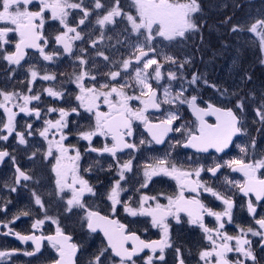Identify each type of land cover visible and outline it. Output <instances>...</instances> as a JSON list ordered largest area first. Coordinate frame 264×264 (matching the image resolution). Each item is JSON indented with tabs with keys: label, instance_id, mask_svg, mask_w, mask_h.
Returning a JSON list of instances; mask_svg holds the SVG:
<instances>
[{
	"label": "snow or ice",
	"instance_id": "6c2138e0",
	"mask_svg": "<svg viewBox=\"0 0 264 264\" xmlns=\"http://www.w3.org/2000/svg\"><path fill=\"white\" fill-rule=\"evenodd\" d=\"M33 0H0V58L7 61L9 65H20L25 59L26 50L36 49L45 61H52L59 53L48 54L45 47L49 43V37L44 34L46 16L50 13L52 21H58L63 31L54 36L55 44L63 46V52L73 53V42L82 40L81 32L78 31L80 25L85 24L91 12L83 7V0L80 3H70L69 0H38V10H31L30 5ZM105 5L101 0H94V9H103ZM131 7L135 15L131 12H124L120 0H113L112 6L102 16H98L95 23L103 29L106 25L116 23V18L126 19L130 29L125 28V32L135 34L137 39L143 35V42L133 43V51L129 58L122 59L114 66L115 71L105 73L106 83H98L97 76L90 75L86 70H82L75 75V83L79 89V94L75 95L78 102L76 107L65 109L63 107H49L46 113H58V119H47L44 121L43 130L39 135L47 141L45 159L54 158L51 171L55 176V188L57 195L70 192L71 196L66 200V211L71 212L73 208H79L84 211L83 220L86 221L87 228L91 232L99 230L106 239V244L99 249L97 254L89 264H105L109 260V251L113 258L111 264H136L139 254L145 249L150 250L153 255L144 259V264H156V261L165 260V249L172 247L170 224L172 219L176 223L181 222V214L187 216V222L190 225L198 226L204 239L208 242L207 247L199 252V260L203 264H247L249 260L256 264V255L252 249V241L248 239L249 234L253 237H260L261 247L264 248V216L256 219L257 208L253 203L252 197L257 202H264V157L256 160H245L233 158L217 162L214 166L205 168L203 164L196 167H184L171 160V153H166L162 157L149 158V162L142 165L143 183L137 200L129 197L127 201L123 200L122 193L128 189L121 186L125 181V173L130 172L133 167V159H128L124 163L115 160L118 171V179L111 185L107 193V200L110 201V213L101 214L100 211L93 210L84 203L86 194L96 195L94 187L89 181L80 175L81 153L74 145H66L68 139V117L72 113L79 114V109H83L91 114L92 123L87 130L77 133L80 139L88 141L91 144L93 137L102 136L111 140V146L105 143L101 149L90 148L92 152L109 153L116 157L118 152L125 149L138 150L135 142H130L134 136L133 125L135 122L143 124L149 139H141L139 145L145 144H163L171 132L181 133L184 136L183 147L195 149L197 152H208L214 149L217 153L224 152L232 142L233 137L245 131L242 127V121L237 116L233 108L217 107L213 103H207L206 107H200L197 103V95H191L189 98L184 96L187 91L183 86L174 95L170 91V86L163 89V99H160L158 89L154 88L152 81L157 85L164 79L162 72L163 64L156 59V50L153 47V41L156 37H162L172 41L177 38H185L188 33L199 32L202 25L194 19V14L200 12L201 5L199 0H131ZM69 9H80L83 13L75 27L68 23ZM229 17L224 23L230 22ZM241 25H233L232 32L244 31ZM247 31L255 34L259 40V48L264 53V19H257L251 23ZM9 33L17 36L12 52H8L5 45L9 43L7 37ZM104 33L101 31L99 37L103 40ZM111 39V37H110ZM127 39V38H126ZM93 47L97 41L93 40ZM119 43V41H118ZM85 51V50H81ZM151 53V58H150ZM97 55L102 56L104 60L109 57L103 52ZM81 65H86L88 61L83 57H77ZM165 62L175 64L176 61L171 56L164 57ZM264 64V59L260 61ZM191 63L186 60L178 65V70H183L185 64ZM31 84L37 78L44 81H55L56 76L45 74L40 76L35 67L28 69ZM118 78H120L118 80ZM168 80H177L175 71L167 72ZM90 79L92 86H86L84 81ZM123 82H120V81ZM203 80L205 85L220 91L216 84H209L207 79L203 78L202 73H193L191 79L187 81L190 85H196ZM241 80H251V76L245 73ZM33 89L29 87V94L25 95L19 92H8L0 90V109L6 114V121L0 120V140L7 141L15 133L18 143L27 144V136L32 135V125H26V133L16 130L17 112L13 109L19 108L21 113L29 115L34 114L37 118L41 117V109L30 108L32 101H40V95H32ZM49 96L62 98L65 93L56 91L52 87L43 90ZM227 89L221 92V95L227 93ZM138 92V94H137ZM236 96V93H232ZM254 95V94H250ZM22 101V103H17ZM138 102L137 107H133V102ZM162 104L175 105L187 104L196 121L193 127L181 124L175 127L174 124L181 117L177 111H168L163 119H157L155 122L149 118V110H160ZM234 107L243 111L245 107L244 98H238ZM256 116L264 124V97L260 105L255 109ZM206 117H215V122H209ZM6 133V134H3ZM58 137V138H57ZM180 144V141L176 142ZM255 140L252 141V147L255 148ZM240 152L247 154L246 147H240ZM35 156V153L32 154ZM8 157L15 165L16 158L7 150H0V162ZM189 162L193 163L189 157ZM229 168L232 172L242 174V180H230L225 177V184L236 188L245 197L247 201V211L252 215L254 223L258 227L248 226L247 228L238 227L237 234L230 235L225 231V223L233 222V208L235 202L232 198L221 194L206 182L201 181V173L207 171L213 176L223 168ZM112 168V165H109ZM85 171H90L86 169ZM165 176L175 181L176 191L174 194L166 195L158 193L156 195L144 194L142 190L149 187L153 177ZM32 177L22 170L19 166L15 167L14 182L19 184L21 180L28 181ZM15 192L16 188L12 187ZM210 193L212 197L221 201L224 205L223 211H214L206 206L199 198L201 193ZM35 204L44 208V203L40 195L35 191L32 193ZM165 202H161V201ZM135 203L136 206H133ZM118 208L131 217H148L151 221V227L159 229L160 239L144 240L141 236L129 228V225L122 223L115 218ZM28 216V212H21L13 217L7 223L0 221L4 227L18 220L20 216ZM214 217L215 227H208L205 224V217ZM46 220H51L56 224L54 235H22L20 232H14L9 228L7 235H15L20 241H31L34 244V250L25 252L27 256H34L40 252L42 242L47 241L57 253V258L51 261V264H75V256L78 251V245L72 243V237L65 234L59 226L57 220L45 215L44 219H36L32 225V230H37L44 225ZM147 231V229H145ZM16 249L0 251V261L10 258L16 253ZM178 264H185L184 258L179 248L175 249ZM158 253V255H156ZM231 257V258H230Z\"/></svg>",
	"mask_w": 264,
	"mask_h": 264
},
{
	"label": "flooded vegetation",
	"instance_id": "af4514ba",
	"mask_svg": "<svg viewBox=\"0 0 264 264\" xmlns=\"http://www.w3.org/2000/svg\"><path fill=\"white\" fill-rule=\"evenodd\" d=\"M103 4H109L110 0H101ZM70 3H80L81 0H69ZM94 2V0H83V4L89 5V3ZM83 18V13L80 9H72L69 12L68 23L70 26L75 27L78 21ZM88 20V19H87ZM86 20V21H87ZM85 21V23H86ZM60 24L57 21H46L44 26V34L45 36L49 37V43L45 47V51L48 54L59 53L54 57L52 61H45L42 58L40 63H36L31 61V58H36L39 52L33 53L29 51L27 53V57L22 65H10L9 69L16 72L18 69L24 67L29 63H33L32 67L39 72L40 76L45 74L48 75H55V81H44L40 78H37L31 84L29 83L31 77L26 70L24 79L25 83H17L13 82L12 84L9 80H6V77L10 75V70L5 69L3 65H0V90H8V92H25L22 94H29L28 89L31 87L33 89L32 95L39 94L40 101H32L29 105L30 108H39L41 109V117L37 118L34 114L29 115L26 114V120L30 117L32 123H27L24 126L16 127L17 131L25 132L26 133V125L31 124L32 127V135L27 136V144L21 145L18 143V139L13 133L12 136L9 137L7 141L0 140V150H7L16 158V164L14 165L10 158L6 157L3 162H0V221L7 223L11 221L14 216L19 215L21 212H28V216H20L18 220H15L13 223L9 224L8 227H4L3 224H0V251L5 250H13L16 249V253L8 259L0 261V264H51L53 259L57 258V253L55 249L51 247V245L45 240L42 242L41 250L34 256H27L25 252H31L34 250V244L31 241L23 242L20 241L15 235H7L9 228H11L14 232H20L22 235L34 234L36 235H54L56 231L57 225L52 223L51 220H46L44 225L37 230H32L31 225L36 219H44L45 215L51 217L58 221L59 226L63 229L65 234L70 235L72 237V243H76L78 247V251L75 256V264H89V262L93 259V257L97 254L100 248L104 246L105 240L99 232H91L87 228L86 221L82 218L84 216V211L79 208H73L71 212L66 211L63 209V205L56 206L55 212H50L43 208L45 211L40 210L39 215H31L32 212L37 213L40 208H37L35 204H31L32 196L31 191L29 188H26V184L30 182L28 181H21L19 184H12L11 177L15 176V167L19 166L22 170L26 171L28 175L31 176V173L28 171L32 164V159L34 156H31L27 151V155L21 153V149H27L28 147H32L34 149L40 150V155L38 158L50 161L54 158L49 157L45 159V148H47L46 140L41 137L34 131H40L44 128V121L47 119H58V113H46V109L49 107L60 108L63 107L65 109H70L72 107H76L77 101L75 100V95L79 94V89L75 83V75L79 74L82 70H86L90 73V75L97 76L98 83H106L107 77L99 76L100 73L98 72L101 68L99 67V62L90 61L88 60L89 57L86 55V47L84 51V59L88 61L86 65H81L79 60L74 59L73 57L78 54L79 49L84 45L82 44L79 47L76 46V41L73 42V52L75 51L76 54L68 56V53L63 54V48L60 45H55L53 40V34L47 33V29L51 28L52 32L55 31L56 27ZM84 25V24H83ZM3 26V25H1ZM81 26V25H80ZM80 26L78 31H80ZM60 28L62 26L60 25ZM8 41L10 40L13 44L17 40V36L14 33H9L7 37ZM15 45V44H14ZM14 47V46H13ZM14 48L10 47V52H12ZM59 51V52H58ZM83 52V51H82ZM103 68L107 70V73L112 71L115 66H113V62L111 60H102ZM120 78H118L119 80ZM121 82V81H120ZM86 86H92V81L90 79H86L84 81ZM152 85L154 88L158 89L159 96L161 98V90L163 89L162 85H157L155 81H152ZM170 86L171 85H166ZM52 87L56 91H62L65 95L62 98H54L49 96L43 90ZM180 88V87H179ZM198 91L196 92H189L188 98L191 95H197L198 100L197 103L201 107H205L207 102H210L208 96L210 95L209 88H203L199 86ZM193 93V94H191ZM138 94V92H137ZM17 103H22V101H18ZM213 103L222 108H228L229 105H224L222 103ZM138 102H133V107H137ZM180 106L184 108V115H186V122L183 121V116L180 113ZM171 105L162 104L161 109L158 112H151L149 110V118L154 122L157 119H163L158 117L164 111L168 110ZM176 108H178V115L181 117L180 120L175 122L174 126L179 127L181 124H186L189 127H193L195 124V119L191 116L188 111L187 104H177ZM232 108V107H230ZM17 113L20 112L18 107L13 109ZM236 112L237 116L240 118V114L237 109L233 108ZM3 115H6L2 109H0V120H2ZM22 114H18L16 117H20ZM91 114L87 113L83 109H79V114L72 113L68 119V130L67 135L68 139L65 141L66 145H74L76 148L80 150L81 153V160L79 162L80 166L84 165L86 162L88 164L92 163V166L89 168L90 171L81 172L80 174L84 177V179L89 181V184L94 187L95 193H98V198L96 195L86 194L84 197V203L92 208L93 210L100 211L103 215H108L110 213V201L107 200L105 197L102 202L98 201L100 199L101 192H105V190H110L111 185L114 183L116 179H118V171L115 165V160H119L120 163L124 160L128 159L127 154L122 151L118 152L116 157L111 156V154L106 153V155H100L101 152H92L90 148H97L101 149L104 147L105 143L111 146V140L106 139L102 136H95L93 137L91 144L88 141L80 139L77 135L79 131L87 130L88 126L92 123L90 119ZM209 122H215L212 118H206ZM143 124L140 122H135L134 125V136L132 141L135 142L138 147H141L145 150H148L150 157L155 158L157 154L163 152V150L167 149L170 144L174 146L173 154L175 155H183L187 156L188 158L191 157L193 163L185 165V167H196L200 164H203L205 168L212 167L215 163L220 162L222 163L224 160H229L233 158H239V152L236 150L240 141V137H237L232 142L229 150L225 153H200L196 151H192L189 149H185L182 147L184 136L181 133L173 132L169 137H167L165 143L161 146L152 143V144H145L139 145V141L141 139H149L147 133L143 130ZM19 128L20 130H18ZM6 134V133H3ZM58 138V137H57ZM180 141V144L176 142ZM18 148L15 150V147ZM41 148L43 149V154H41ZM237 153V156L235 154ZM253 160L251 158L245 159ZM109 165H112V168H109ZM223 177H227L228 179L236 178L237 180H242V174L234 173L229 168H223L215 176L211 173L204 171L201 173L200 179L201 181L209 179L210 187H213L216 191L224 194L227 197H230L234 200L235 206L233 208V222L231 224L225 223V231H227L230 235L237 234L238 225H245L246 223L253 227H258L254 223V219L251 214L247 211V201L249 197H245L242 193H240L236 188H233L227 184L220 183L218 181H222ZM162 177L157 176L153 177V180L150 182L149 187L147 189L142 190L144 194L147 195H156L158 193H164L166 195L174 194L176 191V184H172L171 181L173 179H161ZM138 181V182H137ZM174 181V180H173ZM129 182H131L129 180ZM143 183V176L142 172L136 176V179L128 184V178L125 181L121 182V186L123 188L129 189L126 193L122 194V199L127 201L129 197H133V201L137 200L140 192H137L136 189L140 188V184ZM10 184V185H8ZM15 187L16 191H11V188ZM69 192L64 193V196ZM203 194L200 195V199L202 202L212 208L214 211H223L224 205L221 201H211L208 200L205 203L204 195L206 193L202 192ZM70 198V196H69ZM253 203L257 208L256 212V219H259L261 216H264V202L257 203L255 199L252 197ZM165 202V201H161ZM61 203V202H60ZM133 206H136L133 203ZM83 213V215H81ZM42 214V215H41ZM117 219H119L122 223L129 225V228L133 231H136L138 235L141 236V239L144 240H158L160 239V231L159 229L151 227V221L148 217H131L128 216L126 213L123 212L122 208H118V212L116 214ZM187 216L185 214H181V222L182 226L185 227L184 232L176 233L174 228L176 221L170 219V234H171V243L172 247L165 249V255L170 258L168 264H178L176 258V248L181 249V254L184 258L185 264H202L199 260V252L207 247L208 242L204 239V234L202 230L196 225H189L187 222ZM205 224L208 227H215L216 221L214 217H205ZM186 223V224H185ZM147 229V231H145ZM248 239L252 241V249L257 256V249L262 248L260 247V237H253L249 234ZM259 245V247L255 250V248ZM109 258H113L111 252L109 251ZM153 255L150 251H145L139 255V258L136 260V264H144V259L149 256ZM158 255V253L156 254ZM262 256V254H261ZM231 258V257H230ZM257 258V257H256ZM262 258V257H261ZM107 261V260H106ZM105 261V264H106ZM118 261V259H117ZM156 264H160V261H156ZM247 264H253L251 260L247 262Z\"/></svg>",
	"mask_w": 264,
	"mask_h": 264
},
{
	"label": "rangeland",
	"instance_id": "374dc122",
	"mask_svg": "<svg viewBox=\"0 0 264 264\" xmlns=\"http://www.w3.org/2000/svg\"><path fill=\"white\" fill-rule=\"evenodd\" d=\"M112 2L113 0H110L108 2L109 4H103L104 2L101 1V3L105 5L103 9H94V2L89 3V5L83 4V7L88 8L91 14L88 20L86 21V23L80 26L82 40L76 41L75 47H79L82 44L84 45L79 49L78 54L73 57L74 59H77V57H81V56L83 57L84 51L82 52L81 50L82 49L84 50L86 47L87 50L86 55H88L89 57L88 60L99 62V67L101 68L98 71L100 73L99 76H103V73H107V70L103 68L102 60H104V58L102 56L97 55L98 52H103L106 56H108L109 57L108 60H111L114 66L122 59L129 58L130 53L133 51L131 47L133 43H137V42L142 43L144 40L143 35L139 36V38L137 39V36L135 34H130V32L124 31L125 28L130 29V25L127 24L126 19L116 18L115 24L106 25L103 29H101L100 26L95 23L97 17L105 14L108 8L112 6ZM120 3L124 12L126 13L131 12L133 15H135V11L131 7V0H120ZM226 3H227L226 0H222L221 4L219 5V8L223 9ZM38 7H39L38 0H33V3L30 5L31 10L34 11L38 10ZM71 10L72 9H69V12ZM200 14H201L200 12L194 14V19L196 20V22L202 25L199 32L188 33L186 34L185 38H177L172 41L166 40L162 37H156L154 39L153 47L156 50V59L161 64H163L162 72L164 73V79L160 81L159 85H162L163 89L166 85H171L172 89H170V91L172 92L173 95L177 91H179L180 88L183 86L184 88L187 89V91L184 93V96L186 98H188V95L190 94L189 92H193V91L197 92L198 91L197 88L199 86L207 89L209 88L210 95L208 96L207 100H209L210 102H215V103L219 102L224 105H229L232 108H235L234 105L236 103V100L238 98L243 97L245 107L243 111H240L238 109L237 110L239 111V114L243 118L242 127L245 129V131L243 138H241L240 141H238L239 144L236 147V150L239 152V158L241 157H243L244 159L251 158L253 160L260 159L261 157H264V124L255 127L254 130L253 129L254 123L257 122L260 123V119L255 114V110H254L255 108H249L247 110L248 108L247 105L250 107H258L259 106L258 103H260V100L259 98H256L255 95H250L253 93L245 87V80L244 81L241 80L243 73L240 66L241 65L240 46L241 43L246 42L245 40L246 35H248L251 44L254 43V40H258L255 34L247 31V28L250 27L251 23H254L257 19H264V5H259L258 3L249 4V7H247V11H246L247 15L244 16L242 19L240 18L238 19L236 25H241L243 27L247 26L245 27L246 34L243 33L241 36L240 31H237L235 32V36H233V38L224 41V38L220 35L222 34V31H219V29L218 31H215L218 34L219 39L222 38L221 42L223 44L233 46V49H227L224 51L223 47L211 48V52L207 56L205 55L203 56V54L204 52H208L205 51L207 48H209V46H207L208 42L205 41L204 39L202 43V39H201V36L203 34V26L206 25V20L205 18H203V16H200ZM46 21L52 22V20L50 19V13L48 14V16H46ZM1 25L3 24L0 23V26ZM60 31H63V28H60V25L56 27L54 32H52L51 28L47 29V33L53 34V38ZM101 31H103L104 33L103 40L99 39L101 35ZM229 32H231V30ZM93 40L97 41L95 47H93L91 43ZM14 44L9 40V43L5 45V48L7 49L8 52H10V47L14 48L13 47ZM60 46L61 48H63L62 45ZM196 50L198 51V55L196 53ZM63 54L65 53L63 52ZM74 54H76L75 51L72 54H68V56ZM165 56L173 57L176 63L172 64L165 62L164 59ZM260 56L261 58L264 59V53H262L261 50H260ZM30 60L36 63H40L42 61V57L40 56V54H38L36 58L33 57ZM186 60H190L191 63L185 64L183 70H178V65L180 63H184ZM0 65H3L5 69H9L10 66L8 62L3 60L2 58H0ZM32 66L33 63H29L27 65H24L23 68L18 69L16 72L9 69L10 75L6 77V80H9L11 84L13 82L25 83V79H24L25 72ZM115 70H117L116 67H114L112 71ZM169 71H175L178 79L170 82L167 78V72ZM193 73H202L203 78L207 79L209 84H216L219 87L220 91H217L215 88L205 85L203 83V80L199 81L196 85L188 84L187 81L191 79ZM121 82L123 81L121 80ZM163 89L161 90V98H160L161 100L163 99ZM224 89H227L228 91L224 95H221V92H223ZM232 93H236L237 95L233 96ZM176 105L177 104L171 105V107L168 110L164 111L161 115H158V117L163 118V116L168 111H177L179 113L178 108H176ZM180 107H181L180 113L183 116V121L185 123L186 115H184V108L182 106ZM20 113L21 112H18L17 115ZM21 114L22 116L18 118L16 117V121H15L16 127L17 125L24 126L27 123H32V121H30L31 120L30 117L26 120V113H21ZM6 119L7 116L3 115L2 120L6 121ZM134 125H133V129H134ZM17 129L20 130L19 128ZM34 132L38 134L39 131H34ZM253 140H255V145H256L255 148L252 147ZM130 142L133 141L131 140ZM14 147L15 150L18 148L17 146ZM240 147H246L247 154L241 153ZM46 149L47 148H45L44 150L45 152ZM173 149L174 146L171 143L167 149L163 150V152H161L160 154H157L155 158L162 157L166 153H171V157H170L171 160L175 161L177 164L183 165L184 167L185 165L188 166L189 164L188 157L183 156L181 154L179 155L173 154L172 152ZM27 151L31 156H33L32 154L35 153V156L32 159L31 167L28 170L31 173L32 179L25 186L26 188H29L31 191L32 202L30 203L35 204L34 197L32 195L33 191H35L36 194L40 195L46 210L54 213L56 210V206L58 205H63L62 207L63 209H65L66 200L69 198V196H71V193L69 192L68 195L66 194L65 196L64 194H62L63 198H61V195H57L55 188V176L54 173L51 171L52 164L55 163V160L52 159L50 161H46L38 158V156L40 155V150L34 149L32 147H28L27 149H21V153L26 155H27L26 153ZM42 152L43 149L41 148V154L44 153ZM124 152L127 154L128 159H132L134 157L132 170L130 172L125 173V179L128 178V184L130 185L131 182H133L136 179V176L143 171L142 165L146 162H149V158H153V157H150L148 150H145L141 147H138V150L125 149ZM100 155H106V153H101ZM235 156H237V153L235 154ZM127 160H124L121 163H124ZM91 166L92 163L88 164L86 162L84 165L80 166V173L81 172L87 173V171L85 170L89 169ZM9 176L11 179V183L15 184L13 177H11L10 174ZM160 177H162L161 179H169V180L171 179L170 177H165V176H160ZM129 180L131 182H129ZM230 180H237V179L230 178ZM203 182H206L208 186L211 183L208 178ZM218 182L225 184V177H223L222 181H218ZM171 183L175 184V181L172 180ZM129 187L130 186H128V189ZM108 192L109 190L107 189L105 190V192L102 191L100 194V199L98 201L102 202L105 197L107 198ZM96 198H98V193H96ZM204 200L205 203H207L208 200L217 201V199L215 197H212L210 193H206L204 195ZM36 207L40 209L37 211V213L32 212L31 215H39L42 211H45L43 208H41L38 205H36ZM81 215H83V213H81ZM237 225L239 227H244V228L250 226L247 223L245 225H239V224ZM174 230L176 233H179V232H184L186 229L185 227L182 226V223L181 224L177 223L175 224ZM258 247L259 245L255 248V250ZM256 257H257L256 264H264V248L257 249ZM111 260L112 258L111 259L109 258V260L106 261V264H111ZM169 260L170 258H168V256L165 255V260L160 261V264H168Z\"/></svg>",
	"mask_w": 264,
	"mask_h": 264
},
{
	"label": "trees",
	"instance_id": "16d2710c",
	"mask_svg": "<svg viewBox=\"0 0 264 264\" xmlns=\"http://www.w3.org/2000/svg\"><path fill=\"white\" fill-rule=\"evenodd\" d=\"M222 0H199L201 5L200 16H203L206 20V25L203 26V34L201 36L202 43L208 42L209 48L204 52L203 56H207L211 52V48L223 47L224 51L227 49H233V46L223 44L222 38L219 39L218 34L215 31H222L220 34L224 41L233 38L235 32H229L233 25L237 24L238 19H242L246 16L247 7L249 4L258 3L264 5V0H226L227 3L223 9L219 8ZM231 18L230 22L224 23L225 20ZM247 26L243 28L246 30ZM240 31L242 34L246 32ZM246 42L241 43L240 62L243 75L247 73L251 76V80H245V87L249 89L256 98L261 101L264 97V65L260 62L263 58L260 56L259 40H254L251 44L248 35L245 38ZM200 42V41H199ZM198 55V51L196 50ZM244 81V80H243ZM227 102V101H226ZM260 105V103H258ZM248 107V108H247ZM247 110L250 107L247 105ZM254 109V110H255ZM258 121V120H256ZM262 123H254L253 129L260 126ZM243 126V125H242Z\"/></svg>",
	"mask_w": 264,
	"mask_h": 264
},
{
	"label": "water",
	"instance_id": "95a60500",
	"mask_svg": "<svg viewBox=\"0 0 264 264\" xmlns=\"http://www.w3.org/2000/svg\"><path fill=\"white\" fill-rule=\"evenodd\" d=\"M14 50H15V49H14ZM28 51H31V52H38V50H36V49H28V50H26V56H27ZM26 56H25V59H26ZM150 56H151V53H150ZM25 59H24V60H25ZM24 60L21 61V64L23 63ZM21 64H20V65H21ZM217 107H218V106H217ZM150 110H152V111H154V112L158 111V110H156V109H150ZM188 110H189L190 114L193 116V118L196 119V117L193 115L192 110H191V108H190L189 106H188ZM206 118H210V117H206ZM211 118H213V119L215 120V117H211ZM143 130H144L145 133H147V131H146V129H144V127H143ZM171 133H172V132H171ZM171 133H169L168 136H169ZM147 135H148V134H147ZM240 135H241V133H240V134H237L236 136H234V137H233V140H234L236 137L240 136ZM233 140H232V142H233ZM232 142H231V143H232ZM231 143L229 144V147H230ZM157 145L161 146L162 144H157ZM182 147H183V144H182ZM229 147H228L227 149H225L224 152L228 151V150H229ZM183 148H185V149H189V150H192V151H196L195 149H191V148H186V147H183ZM196 152H197V151H196ZM209 152H216V151H215L214 149H209V151L206 152V153H209ZM200 153H205V152H200ZM216 153H217V152H216ZM221 153H223V152H221ZM221 153H219V154H221ZM235 173H238V172H235ZM240 174H241V173H240ZM253 198H254V197H253ZM256 202H257V201H256ZM97 232H99V233L102 235V237L104 238L102 232H100L99 230H97ZM104 240H105V243H106V239H105V238H104ZM145 251H150V250L145 249L144 252H145ZM142 253H143V252H142ZM140 254H141V253H140ZM140 254H139V255H140ZM117 259H118V258H117Z\"/></svg>",
	"mask_w": 264,
	"mask_h": 264
}]
</instances>
